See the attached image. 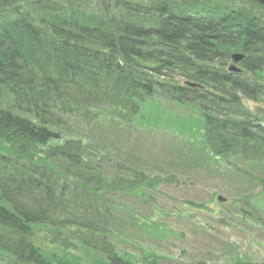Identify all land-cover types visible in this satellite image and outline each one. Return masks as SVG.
Returning <instances> with one entry per match:
<instances>
[{"label":"trees","instance_id":"obj_1","mask_svg":"<svg viewBox=\"0 0 264 264\" xmlns=\"http://www.w3.org/2000/svg\"><path fill=\"white\" fill-rule=\"evenodd\" d=\"M250 7L258 8L234 0H0V252L10 264H135L110 225L129 209L124 198L152 205L154 188L174 177L135 160L112 162L113 173L87 162L86 134L96 130L102 156L99 122L108 116L135 119L162 102L160 129L191 130L199 115L195 134L206 153L239 156L264 172V127L240 98L257 99L248 81L264 67V25ZM233 49L246 55L249 75L225 70ZM48 245L57 247L47 254ZM80 247L88 251L81 260L73 255ZM239 260L198 264H264Z\"/></svg>","mask_w":264,"mask_h":264},{"label":"rangeland","instance_id":"obj_2","mask_svg":"<svg viewBox=\"0 0 264 264\" xmlns=\"http://www.w3.org/2000/svg\"><path fill=\"white\" fill-rule=\"evenodd\" d=\"M256 24L260 25L259 22H256ZM228 50L230 48L226 51ZM230 52H238V50L233 49ZM215 67L217 68V65ZM225 70L228 72L229 68ZM148 71L153 73L151 70ZM250 73L256 81V83L253 80L248 81L250 87L257 86L261 90L264 85V67L261 71ZM175 77L183 82L190 81L186 76L178 73L175 74ZM156 99L160 98L156 97ZM164 100L167 99L164 98ZM149 102L147 100L144 104ZM257 102V104L247 102V106L255 115L261 112L264 116V96L260 98V102L259 100ZM156 107L160 109L159 117L140 118L144 116V112L152 111ZM172 111L183 115L190 114L189 110H178L175 107L172 108ZM141 116L134 120L133 127L128 133L125 130V124L120 120L111 117L104 118L102 123L111 134L103 141H99L101 143L99 151L102 156L94 152L93 145L92 147L85 145L86 161L91 165L105 164L107 172L113 173L116 170L112 162L131 166L130 160L137 158L141 168L148 167L160 176H166L167 174L181 176L182 180H185V184L181 189L179 187L163 186L155 191V202L151 208L139 204L136 200H130V204H134L135 207L131 210V214L139 213L141 220L134 218L129 221L130 219L127 217L128 222L125 225L120 220L110 225L112 229H115V245L119 248L121 254L128 257V261L131 260L135 264H198L199 261L207 263L231 262L236 258L241 259L239 261L243 259L263 261L264 219H261V217L264 218V209L259 205L264 204V202L255 201L254 199L260 200L257 195L247 201L252 208L249 209L252 215L251 213L242 212L240 208L242 202L238 201V198L245 193L252 195V192H255L258 194L262 190L260 183L262 184L261 180H264V172L258 169L256 164H253L254 168L252 170L248 166L252 163L241 162L242 166L248 168L247 175L241 178V176H237L243 175L241 173H230L228 175L232 179H220L217 183L212 184L208 181V178H205L209 177L211 172L208 173L193 165L196 159H202L200 153H205L203 147H200V135L195 134L199 129V115L193 118L197 123L192 126L191 130H181L177 126L171 129L156 128L165 125H157L154 122L163 124L164 116L168 117L165 105L162 102H152L145 105ZM258 116L260 117V115ZM142 120L146 121L140 125L139 121ZM103 131L105 130L103 129ZM89 135L98 137L96 132ZM156 141L158 142L153 143ZM184 144H188L194 149L189 159L183 157L185 152H189L192 148L185 149ZM203 158L208 159V156L205 155ZM209 158H212L211 165L221 172H228L227 167L224 164L221 165L218 159L215 157ZM226 163L228 164V162ZM188 164L193 165L191 170L188 169ZM228 168H231L229 164ZM198 204L204 207L199 210L202 217L207 215L215 218V228L212 231L218 232L192 238L193 233L191 229L186 228L187 221L184 216L188 210H198L192 208V205L199 207ZM245 206L247 209L248 206ZM236 208L240 209V213L234 211ZM254 215H257L256 219ZM116 217L123 218L120 215H116ZM223 218H226L227 226L225 223H220ZM258 219H261V221H258ZM157 221H165L169 226L168 228L167 225H160V229L164 230L163 234L158 233L157 225L154 229ZM182 231L184 234L180 233ZM36 234L38 235L37 232ZM40 244L42 246V242ZM52 247L57 246L48 245L45 248V253L48 254L53 249ZM84 253H88V251L80 247L73 255L81 260ZM85 258L92 261L87 257ZM10 263L7 254L0 252V264Z\"/></svg>","mask_w":264,"mask_h":264},{"label":"water","instance_id":"obj_3","mask_svg":"<svg viewBox=\"0 0 264 264\" xmlns=\"http://www.w3.org/2000/svg\"><path fill=\"white\" fill-rule=\"evenodd\" d=\"M253 1H257V2H259L260 4H262V5H264V0H253ZM241 58V56H239V55H234L233 56V63H237L238 62V60ZM230 69L231 70H235V71H240V69H238V68H236V66H231L230 67Z\"/></svg>","mask_w":264,"mask_h":264},{"label":"bare ground","instance_id":"obj_4","mask_svg":"<svg viewBox=\"0 0 264 264\" xmlns=\"http://www.w3.org/2000/svg\"><path fill=\"white\" fill-rule=\"evenodd\" d=\"M250 10L253 11V12H255L256 14H258V11H257L256 9L250 7ZM258 20H259V19H258ZM263 123H264V122H263Z\"/></svg>","mask_w":264,"mask_h":264}]
</instances>
